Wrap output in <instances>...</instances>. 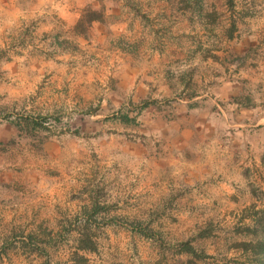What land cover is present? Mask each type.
I'll list each match as a JSON object with an SVG mask.
<instances>
[{"label": "clouds", "instance_id": "obj_1", "mask_svg": "<svg viewBox=\"0 0 264 264\" xmlns=\"http://www.w3.org/2000/svg\"><path fill=\"white\" fill-rule=\"evenodd\" d=\"M0 264H264V0H0Z\"/></svg>", "mask_w": 264, "mask_h": 264}]
</instances>
